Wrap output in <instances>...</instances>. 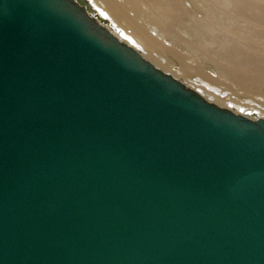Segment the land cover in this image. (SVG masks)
Instances as JSON below:
<instances>
[{"label":"water","instance_id":"water-1","mask_svg":"<svg viewBox=\"0 0 264 264\" xmlns=\"http://www.w3.org/2000/svg\"><path fill=\"white\" fill-rule=\"evenodd\" d=\"M0 264H264V116L88 0H0Z\"/></svg>","mask_w":264,"mask_h":264},{"label":"rangeland","instance_id":"rangeland-1","mask_svg":"<svg viewBox=\"0 0 264 264\" xmlns=\"http://www.w3.org/2000/svg\"><path fill=\"white\" fill-rule=\"evenodd\" d=\"M139 1L150 9L152 16L163 27L170 26L172 33L165 36L161 42L177 47L182 53L196 60L201 71L198 74H186L181 70V64L175 62L167 52L154 50L157 52L154 54L147 49L149 52L161 58L163 62H168L169 66L178 72L179 77L205 85L211 89L210 91L215 92L213 94L238 102L240 105L264 109V61L262 65L257 63L262 67L260 69L248 63L246 59L249 53L255 50L264 54V13H260L263 23L260 19L261 23L259 21L251 23L250 20L240 21L231 16L236 8L232 6L230 0H174L175 11L170 10L167 0H154V3L151 0ZM161 10L173 15V20L168 19L162 23L158 18ZM153 28L157 29L156 24ZM178 32L181 34L180 42L175 44L173 36ZM228 51L234 52L238 57L237 64L229 62ZM215 60L222 64L227 62L228 68L220 69ZM202 71L209 75V79L201 75ZM231 71L233 72L230 73Z\"/></svg>","mask_w":264,"mask_h":264},{"label":"bare ground","instance_id":"bare-ground-1","mask_svg":"<svg viewBox=\"0 0 264 264\" xmlns=\"http://www.w3.org/2000/svg\"><path fill=\"white\" fill-rule=\"evenodd\" d=\"M88 1L92 7V10L95 12V16L97 17V19L106 28H108L109 31H111L116 37L130 44L144 58L148 59L156 67L160 68L165 72L172 74L174 77L178 78L186 85L195 89L203 97H205L210 101H213L219 105L226 106L234 110L235 112H239L251 118L255 117L256 115L264 116L263 108H252L246 105L245 106L240 105L238 102L229 99H224L218 94H213L215 92L210 91L211 89L209 90L208 89L209 87L205 85H202L200 83L197 84L196 82L191 81L190 79H186V78L184 79L182 75L181 76L183 78L179 77L178 72L176 73L173 70L174 67H170L168 62L166 61L163 62L161 58L156 57L151 52H149L148 50L152 51L154 54H157V52H161V51L167 52L175 62L178 61L181 64V70L186 74H191V73L198 74V72L201 71V67L199 63L196 62V60L190 58L187 54L182 53L177 47H174L167 43L164 44L161 42V40H164L165 36H168L170 33H172V30L170 29V26L168 24H167L168 26L164 25L163 27V25L160 24L159 21L152 16V14L150 13V9L147 6H145L142 3V1L139 0H88ZM230 1L231 3H233L232 6L236 8L234 14L232 12L233 15L229 13L232 17L235 16L236 19H240V21L250 20L251 23H258L259 19L260 21L263 20L260 16V13L261 12L264 13V0H230ZM151 2L154 3V0H151ZM167 3L168 6L170 7V10L174 9V4L176 3V2L174 3V0H167ZM178 5L179 4H177V6ZM247 12H249L250 14H248ZM159 14L160 16L158 18L162 21V23L168 19L173 20L172 17L173 15L171 16L169 12H165L161 10ZM154 24H156L157 29L153 28ZM180 35L181 34H179L178 32L177 34L175 33V35L173 36L174 38L173 42L175 44H177L178 41L180 42ZM154 50L157 52H154ZM231 53L234 55H231ZM227 58L229 62L233 64L238 63L237 61L238 57L232 51L227 54ZM246 59L248 63L254 64L255 66L259 67L258 64L262 65L264 61V54H262L258 50H255L252 53H249ZM215 62L217 63V66L220 69L228 68L227 62H224L223 64L220 63L218 60H215ZM259 68L261 69L262 67ZM232 72L233 71H231L230 73ZM201 75L209 79V75H206L203 71Z\"/></svg>","mask_w":264,"mask_h":264}]
</instances>
